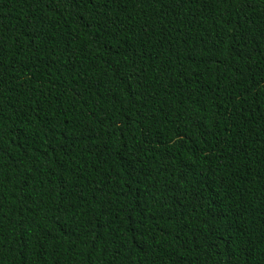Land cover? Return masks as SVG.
<instances>
[{
  "label": "trees",
  "instance_id": "16d2710c",
  "mask_svg": "<svg viewBox=\"0 0 264 264\" xmlns=\"http://www.w3.org/2000/svg\"><path fill=\"white\" fill-rule=\"evenodd\" d=\"M0 264H264V0H0Z\"/></svg>",
  "mask_w": 264,
  "mask_h": 264
}]
</instances>
